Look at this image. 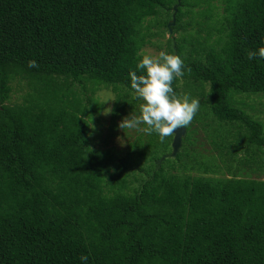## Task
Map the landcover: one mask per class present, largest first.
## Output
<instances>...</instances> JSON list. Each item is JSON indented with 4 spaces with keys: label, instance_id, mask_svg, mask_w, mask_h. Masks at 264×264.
Masks as SVG:
<instances>
[{
    "label": "trees",
    "instance_id": "trees-1",
    "mask_svg": "<svg viewBox=\"0 0 264 264\" xmlns=\"http://www.w3.org/2000/svg\"><path fill=\"white\" fill-rule=\"evenodd\" d=\"M214 1L181 0L170 34L178 0H0V264H264V124L234 103L264 94V59L247 58L264 0ZM162 29L188 69L176 95L200 100L180 151L161 159L173 134L155 132L93 147L97 91L115 93L112 123L139 115L128 72Z\"/></svg>",
    "mask_w": 264,
    "mask_h": 264
},
{
    "label": "clouds",
    "instance_id": "clouds-1",
    "mask_svg": "<svg viewBox=\"0 0 264 264\" xmlns=\"http://www.w3.org/2000/svg\"><path fill=\"white\" fill-rule=\"evenodd\" d=\"M137 55L135 70H129L128 76L134 97L142 99L143 103L139 115L123 118L119 126L148 134L155 132L163 141L174 129L191 123L200 108V100L187 94L179 97L173 89V80L181 78L188 70L179 54L161 50L157 55L144 51ZM254 57L264 59V46L248 51L247 58L251 60ZM27 64L29 68L38 67L35 59ZM80 260L87 264L88 256L82 254Z\"/></svg>",
    "mask_w": 264,
    "mask_h": 264
},
{
    "label": "rangeland",
    "instance_id": "rangeland-1",
    "mask_svg": "<svg viewBox=\"0 0 264 264\" xmlns=\"http://www.w3.org/2000/svg\"><path fill=\"white\" fill-rule=\"evenodd\" d=\"M214 4L222 7L221 0H215ZM219 11L222 12V10H219ZM153 22L158 29V27L162 24L163 21L161 20V18H156L155 20H153ZM157 29L153 28L155 32H157ZM160 34L161 35L159 36L158 39L157 37L152 39L153 43H151L145 48V51L148 54L157 55L161 50H164V51L166 50L167 40L170 37V35L166 33L164 29L160 31ZM96 94L100 98V102L105 104V108L100 112V115H97L100 117L101 123L91 124L90 137L92 140V146L99 148L100 150H106L109 147H112V148H116L117 150L121 149V150L126 151L129 148L130 144L136 141L137 136L140 134H143L144 132L142 130H138L135 128L123 129L119 125L123 118L130 117L131 114L137 115V113L129 112L128 114H124V116L117 117V119L113 120V123H112L113 105L116 99L114 91L112 92V90L103 87V88H100ZM21 95H22V92L20 90H16L15 92H13V95H12L13 101L17 100ZM132 96H134V94H132ZM234 103L236 106L240 107L241 109L246 111L248 114L260 120L264 124V94H257V95L243 94L241 96H237L236 100H234ZM113 124H117L115 129L112 128ZM141 127H144V126L142 125ZM199 131H201L199 132V135L201 136V138L204 139L203 140L204 146L201 147V150L204 152L205 156H202V157L205 158L207 161L208 159H212L210 158L211 156H217L218 157L217 159H219L220 156H219L218 150L216 149V145L222 146L223 143H222L221 138L214 137L215 135H211L210 131H208L209 133H207V131H204L202 128H200ZM246 134H247V131L243 129L242 133L239 136L245 137ZM210 136H212V141L210 140ZM213 141H215L216 143L215 142L213 143ZM238 144L243 145V147L248 145L245 142V139L241 140L240 143ZM245 151H246L245 153L244 151L241 152V156H244L243 158L245 159L246 162L249 163L250 159H252V162L254 163L255 159H253L254 158L253 154L250 157L246 148H245ZM171 153L172 152L168 153L167 155L162 156L161 159H163L165 156H168V155L171 156ZM184 160L187 161L185 158L183 159L181 157L180 162L185 163ZM217 163L222 166V163H220V160L219 162L217 161ZM252 168L256 170L252 175L253 177L264 179V171L262 170L259 171V169H257L256 166H253Z\"/></svg>",
    "mask_w": 264,
    "mask_h": 264
},
{
    "label": "water",
    "instance_id": "water-1",
    "mask_svg": "<svg viewBox=\"0 0 264 264\" xmlns=\"http://www.w3.org/2000/svg\"><path fill=\"white\" fill-rule=\"evenodd\" d=\"M180 1L178 0V4L173 7L174 13L172 20L168 23V29L170 34L173 33V27L176 24V14L178 11V7L180 5ZM173 134V141H172V153L171 156H176L179 152V150L182 147L183 138L186 135V128L185 127H178L177 129H174ZM164 159V158H163Z\"/></svg>",
    "mask_w": 264,
    "mask_h": 264
}]
</instances>
